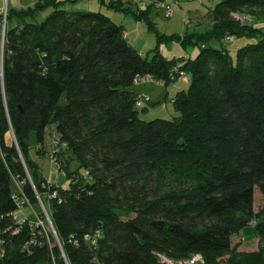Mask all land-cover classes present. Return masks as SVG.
I'll use <instances>...</instances> for the list:
<instances>
[{"label": "trees", "instance_id": "16d2710c", "mask_svg": "<svg viewBox=\"0 0 264 264\" xmlns=\"http://www.w3.org/2000/svg\"><path fill=\"white\" fill-rule=\"evenodd\" d=\"M78 1L38 0L6 13L0 264H65L52 233L34 228L31 215L23 226L14 220L16 195L38 213L36 197L42 201L67 264H162L157 255L177 262L197 254L203 264H264V204L255 213L253 202L254 190L264 202V0H219L203 34L158 37L199 49L194 59L171 61L156 51L143 59L123 27L99 12L65 9ZM126 5L124 13L150 29L153 13L163 18ZM10 19L20 24L9 29ZM244 38L257 41L238 49L233 65L225 45ZM175 71L189 85L170 101L179 118L144 122L134 80L149 75L167 88L178 81H171ZM49 125L59 146L48 155L67 178L65 189L42 180L29 155L31 134L43 154ZM252 225L258 249L239 253L231 238Z\"/></svg>", "mask_w": 264, "mask_h": 264}, {"label": "rangeland", "instance_id": "374dc122", "mask_svg": "<svg viewBox=\"0 0 264 264\" xmlns=\"http://www.w3.org/2000/svg\"><path fill=\"white\" fill-rule=\"evenodd\" d=\"M95 1L96 0L90 1L91 7L89 12H100L106 17H110L115 25L123 27L124 32L126 33L127 44L129 45V47H131V49H135L137 53L143 57V59L147 58V60H150L153 56V53L156 51L161 56V58L168 61L174 60L177 57L181 58L185 56L194 59L198 54L199 49L198 47L191 45H188V47L186 48H181L174 42H165L159 44L157 42L158 37L165 38L176 35L183 37L186 35L188 36L193 34H203L205 31V20L207 16L214 8V6L219 3V0H179V2H181L182 4V7L175 10L176 15L172 19H163L160 15L153 13L150 21L152 29H150V27L143 21L142 23H137L134 17L131 16V14L129 15L124 13V10L129 8L128 5H126V0H113L115 4L120 3L119 10L116 8H110L108 5H106L109 0H104L106 4L103 5H98L97 3L95 5ZM131 10L134 11L135 9L131 8ZM48 14L49 12L46 14H40L36 19L37 23L40 24L42 21H44ZM183 16H185V18L189 16L190 18L197 19V23L199 25H195L192 22L189 26L184 25L182 20ZM256 41L257 40L246 38L235 39L232 44L225 45V48L228 51V55L231 58L233 65L236 62L235 55L237 50L243 48L245 45L255 44ZM211 46L217 47L215 43H211ZM145 87L156 88L152 85H146ZM141 88L144 89V87L134 85L131 88V92H137L141 90ZM170 97V95L166 97L164 103L160 101V103L155 106L146 105L144 107L146 108L144 112H142L141 109H137L138 116L144 122L158 119L166 121L178 119L179 115H177V113L174 111L173 105L170 104ZM64 103L65 97H62L60 104L63 105ZM54 130V125H49L45 130V144L42 147V155L37 154L36 150L38 144L36 143L35 134H31L28 141L29 155L34 164L36 163V165L39 167L38 174L42 180L55 185L57 188L60 187L65 189L68 186L69 182L62 171L58 169L57 165L52 162L50 156L48 155H52L55 149H57V147L59 146L55 137L56 135ZM61 150L63 151V149ZM69 165L71 171L77 169V165L75 164V162L71 161L69 162ZM254 191V212L257 213L263 207L264 202H262L259 191ZM25 212H27V210ZM251 229H254L253 225ZM255 238V235H253V238L244 235L242 236V238H233V244L235 246H241L240 252L243 251L247 253H254V251L258 249Z\"/></svg>", "mask_w": 264, "mask_h": 264}, {"label": "built area", "instance_id": "2783aa9c", "mask_svg": "<svg viewBox=\"0 0 264 264\" xmlns=\"http://www.w3.org/2000/svg\"><path fill=\"white\" fill-rule=\"evenodd\" d=\"M129 3L132 4L134 7H138L139 9L144 8V9H150V10H154L155 12H158L160 14L163 15V18H171L174 14V10L175 7H178L179 2H177L176 0H171L170 2L166 3L165 1H161V0H129ZM237 21L241 22V23H252V19L250 16L248 15H243V17L237 16V15H232ZM5 17L6 14L3 15L2 17V22H1V35H0V55H1V59H0V80L1 79V70H2V58H3V47H4V36H5V27H6V21H5ZM226 42H231L230 38H226ZM178 79L181 80H185L187 81V79H185V76L183 73H177L176 71L174 72V74L171 76V81H176ZM134 83L140 86H145V85H152V86H163L162 83H157L155 81H153V79L149 76V75H145L144 77H137L134 80ZM150 102V98L145 95V96H140L139 100L136 102V106L141 108L146 106L147 103ZM55 152V151H54ZM53 152V154H54ZM52 162L56 164V158H51ZM58 167V165H57ZM49 184V182H48ZM20 192V190H19ZM21 194V192H20ZM57 195L56 193H51L49 195V199H56ZM15 201H17V212L18 214H16L14 216V220H16L17 224L19 226H23L25 224H27V219L28 216H32L34 219L33 222V226L36 229H39L40 232H42L46 238H48V234L47 232L49 231L50 233H52L53 238L55 243L57 244L59 250H60V254L62 255V258L64 260V263L67 264L64 255L62 254V250H61V245L58 243L56 234L53 231V226H52V222L50 221V217L47 213V211H45V208L43 206L42 201L39 199V197H36V200H38V210L40 211V213H38V211H36L29 203V201L25 200L24 198H19L17 195L14 196ZM27 210L28 215H24V212ZM97 236L99 235V233H96ZM84 239L86 241H90L91 245L95 246L96 243L94 241V239H90V237L85 236ZM4 252L2 249H0V255H3ZM157 258L159 259V262H161L162 264H203L202 258L200 255H196L193 256L190 259H186V261H177V262H172L171 260L167 259L165 256H160L157 255ZM53 260V258H52ZM54 263V261H53Z\"/></svg>", "mask_w": 264, "mask_h": 264}, {"label": "crops", "instance_id": "0c3cea01", "mask_svg": "<svg viewBox=\"0 0 264 264\" xmlns=\"http://www.w3.org/2000/svg\"><path fill=\"white\" fill-rule=\"evenodd\" d=\"M37 1L38 0H0V20L3 17L2 15L6 14L8 11H10V12H18L20 10H26L27 8L33 6ZM57 1L62 2V1H73V0H57ZM90 1L91 0H79L74 5L67 3L65 5V9L67 11H73V12L74 11L89 12L90 11V7H91L90 6ZM96 3L99 5L100 4L99 0H96L94 2L95 5H96ZM104 4H106V3H104ZM48 12L41 13V14H46ZM102 15H104V14H102ZM0 24H1V21H0ZM18 24H20L19 21H16L15 19H10L9 23L7 24V27L9 29L15 28V27L18 26ZM124 34L126 36L125 32H124ZM0 35H1V33H0ZM184 58H188V56H185ZM0 59H1V55H0ZM188 86L189 85H188L187 81L178 79V81L176 83H174L173 85H171V86H169L167 88H160L159 86L158 87L156 86V88H152V87L146 88V87H144V89L141 88V90H139V91H137L135 93L138 94V95H143V96L146 94L150 98V101H151L150 106H155V105L159 104L160 101H162L164 103L165 98L168 97L169 95L171 96L170 97V101L173 100L174 97L176 96V94L179 93V91H185L188 88ZM24 215H28L27 212H24ZM244 235H247V236L253 238V235H255V231H254V229L252 230L251 227L241 231L240 234H238L236 236H233L231 238V246H235L233 244V238H242V236H244ZM255 239H256V244H258L257 236H256ZM240 247L241 246L238 247L239 248L238 252L242 253L243 251L240 252V250H241ZM245 253H247V252H245Z\"/></svg>", "mask_w": 264, "mask_h": 264}]
</instances>
